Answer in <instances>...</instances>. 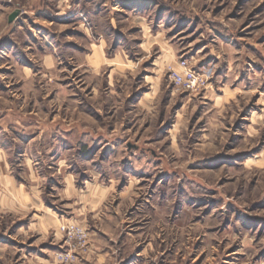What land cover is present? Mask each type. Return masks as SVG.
Wrapping results in <instances>:
<instances>
[{
  "label": "rangeland",
  "instance_id": "1",
  "mask_svg": "<svg viewBox=\"0 0 264 264\" xmlns=\"http://www.w3.org/2000/svg\"><path fill=\"white\" fill-rule=\"evenodd\" d=\"M10 7L0 264H264V0Z\"/></svg>",
  "mask_w": 264,
  "mask_h": 264
},
{
  "label": "crops",
  "instance_id": "2",
  "mask_svg": "<svg viewBox=\"0 0 264 264\" xmlns=\"http://www.w3.org/2000/svg\"><path fill=\"white\" fill-rule=\"evenodd\" d=\"M11 0H0V55H4L6 47L13 49L15 43L13 37L23 32H28V38L31 39L33 35L31 24H26L27 20L31 19L30 14L23 13L17 18L12 24L10 23V16L17 11L16 7H10ZM36 21L33 22L32 26H35Z\"/></svg>",
  "mask_w": 264,
  "mask_h": 264
},
{
  "label": "built area",
  "instance_id": "3",
  "mask_svg": "<svg viewBox=\"0 0 264 264\" xmlns=\"http://www.w3.org/2000/svg\"><path fill=\"white\" fill-rule=\"evenodd\" d=\"M186 67V64L182 65ZM173 80L178 85H183L186 89H196L199 86V81H201L200 77H198L191 68H187L184 76H180L176 73L173 74Z\"/></svg>",
  "mask_w": 264,
  "mask_h": 264
},
{
  "label": "water",
  "instance_id": "4",
  "mask_svg": "<svg viewBox=\"0 0 264 264\" xmlns=\"http://www.w3.org/2000/svg\"><path fill=\"white\" fill-rule=\"evenodd\" d=\"M21 15L20 10L15 11L11 16H10V23H13L19 16Z\"/></svg>",
  "mask_w": 264,
  "mask_h": 264
}]
</instances>
